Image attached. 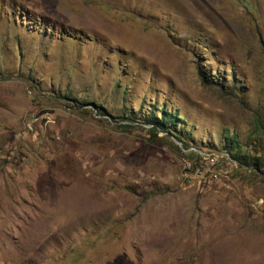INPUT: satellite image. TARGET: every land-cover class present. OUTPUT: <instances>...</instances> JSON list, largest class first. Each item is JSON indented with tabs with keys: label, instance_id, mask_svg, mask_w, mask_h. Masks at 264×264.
<instances>
[{
	"label": "rangeland",
	"instance_id": "1",
	"mask_svg": "<svg viewBox=\"0 0 264 264\" xmlns=\"http://www.w3.org/2000/svg\"><path fill=\"white\" fill-rule=\"evenodd\" d=\"M0 264H264V0H0Z\"/></svg>",
	"mask_w": 264,
	"mask_h": 264
},
{
	"label": "trees",
	"instance_id": "2",
	"mask_svg": "<svg viewBox=\"0 0 264 264\" xmlns=\"http://www.w3.org/2000/svg\"><path fill=\"white\" fill-rule=\"evenodd\" d=\"M173 113L171 111L163 110L160 113V119L155 117L153 113L150 114L149 119H147L148 124L151 125V128L154 131H163L166 134H172V131H175V119L173 118L174 116L172 115ZM228 145L226 152L231 155L234 160H242L243 158H246L244 155H241L239 153L241 147L238 144V142L235 140V138L228 137ZM256 163L262 164L263 161L260 162L259 159H256Z\"/></svg>",
	"mask_w": 264,
	"mask_h": 264
}]
</instances>
